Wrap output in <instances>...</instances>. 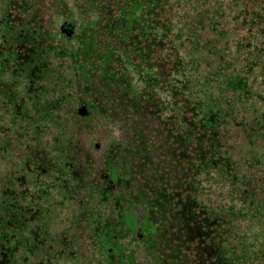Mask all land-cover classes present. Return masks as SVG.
Returning <instances> with one entry per match:
<instances>
[{"label":"trees","instance_id":"1","mask_svg":"<svg viewBox=\"0 0 264 264\" xmlns=\"http://www.w3.org/2000/svg\"><path fill=\"white\" fill-rule=\"evenodd\" d=\"M191 2L0 0V264H264V0Z\"/></svg>","mask_w":264,"mask_h":264},{"label":"rangeland","instance_id":"2","mask_svg":"<svg viewBox=\"0 0 264 264\" xmlns=\"http://www.w3.org/2000/svg\"><path fill=\"white\" fill-rule=\"evenodd\" d=\"M195 1L196 0H192V5H194L195 4ZM207 61V60H206ZM207 62H210V63H212V61H207ZM208 73H210V70L208 69ZM78 98V97H77ZM76 101H79V98L76 100ZM85 121H87V117H85Z\"/></svg>","mask_w":264,"mask_h":264}]
</instances>
